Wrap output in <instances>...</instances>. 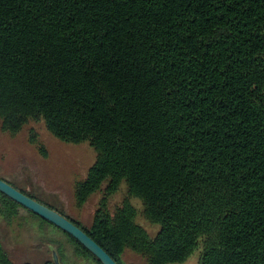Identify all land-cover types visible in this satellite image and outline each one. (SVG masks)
Masks as SVG:
<instances>
[{
	"label": "trees",
	"instance_id": "obj_1",
	"mask_svg": "<svg viewBox=\"0 0 264 264\" xmlns=\"http://www.w3.org/2000/svg\"><path fill=\"white\" fill-rule=\"evenodd\" d=\"M30 123L94 150L74 188L79 208L102 194L91 224L49 208L118 264H264V0H0V129ZM15 223L47 264H102L1 192L0 264Z\"/></svg>",
	"mask_w": 264,
	"mask_h": 264
},
{
	"label": "rangeland",
	"instance_id": "obj_2",
	"mask_svg": "<svg viewBox=\"0 0 264 264\" xmlns=\"http://www.w3.org/2000/svg\"><path fill=\"white\" fill-rule=\"evenodd\" d=\"M34 138V143L31 139ZM44 146L47 157L39 153ZM95 160V152L87 143L65 144L56 140L41 123H30L12 137L0 129V178L11 186L43 202L48 207L60 209L66 216L88 227L102 194L92 196L81 208L74 199L75 184L84 179L88 168ZM126 195L124 186L110 198V209L116 207ZM136 207H139L136 201ZM24 214V213H23ZM150 229V228H149ZM3 229V246L10 259L16 264H47L52 261L54 251H48L46 239L30 232L28 227L15 223ZM37 233V232H36ZM53 237L64 241L61 234ZM42 240V241H41ZM71 255L72 247L67 246ZM200 252L197 251L187 264H197ZM73 260V261H71ZM67 264H88V261L71 258ZM127 264H144L136 255L124 257Z\"/></svg>",
	"mask_w": 264,
	"mask_h": 264
},
{
	"label": "water",
	"instance_id": "obj_3",
	"mask_svg": "<svg viewBox=\"0 0 264 264\" xmlns=\"http://www.w3.org/2000/svg\"><path fill=\"white\" fill-rule=\"evenodd\" d=\"M0 192L9 197L11 200L17 202L22 207L30 210L37 216L41 217L42 219L61 229L63 232L72 236L87 250H89L102 264H118L81 228L76 226L74 223H72L57 211L24 194L1 178Z\"/></svg>",
	"mask_w": 264,
	"mask_h": 264
}]
</instances>
